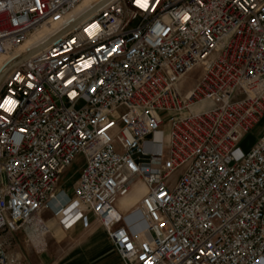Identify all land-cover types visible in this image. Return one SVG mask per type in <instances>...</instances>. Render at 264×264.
<instances>
[{"label":"built area","instance_id":"obj_1","mask_svg":"<svg viewBox=\"0 0 264 264\" xmlns=\"http://www.w3.org/2000/svg\"><path fill=\"white\" fill-rule=\"evenodd\" d=\"M83 1L0 0V57L66 28L0 85L14 101L0 108V264L14 262L2 234L46 207L65 225L92 213L123 264L264 262V132L240 145L264 117V0H100L69 19ZM80 155L70 194L60 178Z\"/></svg>","mask_w":264,"mask_h":264},{"label":"crops","instance_id":"obj_2","mask_svg":"<svg viewBox=\"0 0 264 264\" xmlns=\"http://www.w3.org/2000/svg\"><path fill=\"white\" fill-rule=\"evenodd\" d=\"M145 192L142 182H137L126 197L118 200V208L127 213ZM40 222L47 230L41 229ZM2 239L14 260L10 264H123L104 226L92 213L88 223L79 219L65 225L46 207L30 225L15 233L13 242L8 233L2 234Z\"/></svg>","mask_w":264,"mask_h":264},{"label":"rangeland","instance_id":"obj_3","mask_svg":"<svg viewBox=\"0 0 264 264\" xmlns=\"http://www.w3.org/2000/svg\"><path fill=\"white\" fill-rule=\"evenodd\" d=\"M92 9L87 11L86 13H89ZM36 37L31 39V44H34ZM12 57H1L0 58V70L3 71L7 68L9 63L12 61ZM203 72V65H198L194 69H192L185 77L181 80L182 90L186 92L188 89H190L194 84L200 79L201 74ZM5 73H3L0 77V80L4 77ZM161 116L164 120H167L171 115V111L162 110L160 111ZM166 131L168 127L166 126ZM264 132V117L262 120L248 133L244 136L242 139L240 145L244 150H247L252 145H254L259 138V136ZM84 165V158L80 155L77 157V159L73 162L72 165H70L61 175L60 178V188L67 189L70 194H72L73 188L79 178L80 172ZM142 188L138 189V192H141ZM13 234L8 233L9 235V241L13 242L14 236Z\"/></svg>","mask_w":264,"mask_h":264},{"label":"bare ground","instance_id":"obj_4","mask_svg":"<svg viewBox=\"0 0 264 264\" xmlns=\"http://www.w3.org/2000/svg\"><path fill=\"white\" fill-rule=\"evenodd\" d=\"M100 0H84L82 4H80L69 16V19L75 20L76 18L84 17L86 15L91 14L95 8L96 4ZM92 9L89 13H86ZM71 20V21H72ZM64 27H62L61 22H52L50 25H43L41 26L27 41L26 44H24L21 48H19L16 51H13L7 55L1 56V57H12V61L9 63L7 68L3 71L0 70V77L3 73L5 75L9 71V69L12 67V65L19 60L22 57H25L30 54L36 47L40 46L41 44H44L47 40L50 38H54L56 36H59L65 32ZM36 37L34 44H31V39ZM0 57V58H1ZM4 75V77H5ZM4 77L0 80V85L2 84V81ZM126 197V196H125ZM124 198V197H123ZM63 202L62 200L60 201Z\"/></svg>","mask_w":264,"mask_h":264},{"label":"snow or ice","instance_id":"obj_5","mask_svg":"<svg viewBox=\"0 0 264 264\" xmlns=\"http://www.w3.org/2000/svg\"><path fill=\"white\" fill-rule=\"evenodd\" d=\"M137 3L139 4V6L141 8H147L148 7V0H137ZM69 83H71V81H69ZM5 104L9 105L8 108H6L7 111H11V105L14 104V101H11V100H6L5 101ZM5 104H0V108H4L5 107Z\"/></svg>","mask_w":264,"mask_h":264}]
</instances>
